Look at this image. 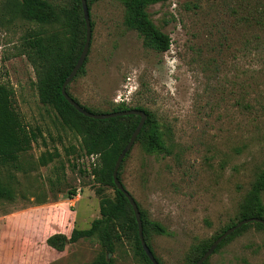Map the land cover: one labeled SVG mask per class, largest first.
Instances as JSON below:
<instances>
[{"label": "rangeland", "instance_id": "rangeland-1", "mask_svg": "<svg viewBox=\"0 0 264 264\" xmlns=\"http://www.w3.org/2000/svg\"><path fill=\"white\" fill-rule=\"evenodd\" d=\"M19 3L0 0V83L13 88V106L37 139L0 167L8 193L0 197V264H93L101 255L112 264H146L129 239L113 252L96 235L61 251L46 243L55 233L69 238L73 229L89 228L100 200L114 190L91 175L101 159L84 153L80 130L39 97L30 46L37 35L60 34L59 26L28 20ZM263 7L264 0L151 4L150 19L171 39L168 50L156 53L126 28L120 0L91 5L90 47L67 90L95 112L124 103L153 113L170 152H147L141 135L118 174L167 230L149 237L162 264H191L196 245L236 222L264 167ZM261 199L264 205V191ZM204 264H264V228L246 223Z\"/></svg>", "mask_w": 264, "mask_h": 264}, {"label": "trees", "instance_id": "trees-1", "mask_svg": "<svg viewBox=\"0 0 264 264\" xmlns=\"http://www.w3.org/2000/svg\"><path fill=\"white\" fill-rule=\"evenodd\" d=\"M86 1L90 12L92 3L98 0ZM120 1L124 7V25L126 28L136 30L146 48L152 49L156 53H163L168 50L171 41L170 36L156 27L147 12L149 5L166 0ZM19 9L28 20L59 26L60 34L53 32L46 37L37 35L30 46L35 55V57L30 56V59L36 71V87L39 97L43 103L50 104L56 109L64 123L80 130L83 137L84 153L87 155L98 154L101 159V166L92 167L91 175H93L96 183L110 186L114 190L112 198L104 197L100 200V216L91 222L89 228L73 229L69 238L62 233L50 235L46 239L47 245L61 251L68 242H75L81 238L96 235L100 244L107 251L113 252L117 242L129 239L132 241L136 253L146 264H152L142 249L132 208L112 179L114 163L135 129L139 116L124 115L106 119L89 118L79 113L61 93V85L76 63L85 41L86 27L81 0H64L61 3H52L48 0H20ZM259 23L264 24V7L261 10ZM91 28H93L92 22ZM82 68L83 65L77 73L82 72ZM67 93L69 94L68 90ZM12 96L13 88L8 84L0 83V167L9 162H15L37 139L36 133L23 124L19 113L13 106ZM83 107L92 111L86 106ZM136 108L144 110L147 114V119L137 135V137L141 135L145 137L147 152L168 154L170 152L168 144L155 121L153 113L140 106ZM125 109L128 107L124 103H119L111 111ZM45 162L47 159L43 158L42 163ZM118 178L120 180L119 174ZM263 191L264 167L260 169L252 182L248 197L236 217L237 221L248 217L264 218V205L261 199ZM7 194V190L0 187V197ZM71 194L74 192L72 191ZM136 203L141 215L144 239L153 252L149 242L150 233L166 234L167 230L162 223L148 217L137 200ZM236 222L232 221L227 224L223 231ZM255 224L264 228V225L259 222H255ZM244 226L245 224L233 231L218 246L238 233ZM211 243L199 244L192 249L194 258L191 264L206 251ZM156 259L159 264H162L157 257ZM93 264H112V261L101 255Z\"/></svg>", "mask_w": 264, "mask_h": 264}, {"label": "water", "instance_id": "water-1", "mask_svg": "<svg viewBox=\"0 0 264 264\" xmlns=\"http://www.w3.org/2000/svg\"><path fill=\"white\" fill-rule=\"evenodd\" d=\"M81 6L83 11V17L85 21V27H86V34H85V41L84 45L82 47L81 53L74 64L73 68L71 69L70 73L67 75V77L64 79L62 85H61V93L63 97L70 103L79 113L83 114L86 117L93 118V119H106L116 116H124V115H137L139 116V121L133 130V132L130 135V138L124 148L121 150L119 155L117 156V159L114 163L113 171H112V179L115 184V186L125 195L127 198L132 211L134 213V217L137 223V231L138 236L140 239V243L142 246V249L144 250L145 254L147 255L148 259L152 264H159L156 257L154 256L151 249L148 247L142 230V220L141 215L136 203L135 198L133 195L125 188L123 183L118 178V170L119 167L123 161V158L125 154L131 149L133 146L137 135L139 134L142 126L144 125L145 120L147 119V114L144 110L138 109V108H128L125 110L120 111H109V112H92L87 109H85L82 105H80L77 101H75L66 90L67 85L72 81V79L77 74L78 70L81 68V66L84 64L86 56L88 54V50L90 47L91 42V36H92V28H91V21H90V14L89 9L87 6L86 0H81ZM259 222L264 225V218L261 217H248L241 219L237 221L234 225H231L227 227L220 235H218L212 243L209 245V247L206 249V251L193 263V264H202L205 260H207L210 255H212L217 248L218 244L225 239L228 235H230L233 231H235L237 228L241 227L243 224L249 223V222Z\"/></svg>", "mask_w": 264, "mask_h": 264}]
</instances>
